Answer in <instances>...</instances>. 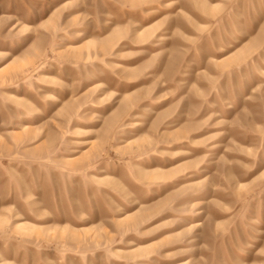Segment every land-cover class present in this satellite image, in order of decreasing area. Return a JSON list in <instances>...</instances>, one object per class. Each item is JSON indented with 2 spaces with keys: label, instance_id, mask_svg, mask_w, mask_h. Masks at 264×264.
Instances as JSON below:
<instances>
[{
  "label": "rangeland",
  "instance_id": "374dc122",
  "mask_svg": "<svg viewBox=\"0 0 264 264\" xmlns=\"http://www.w3.org/2000/svg\"><path fill=\"white\" fill-rule=\"evenodd\" d=\"M0 264H264V0H0Z\"/></svg>",
  "mask_w": 264,
  "mask_h": 264
}]
</instances>
